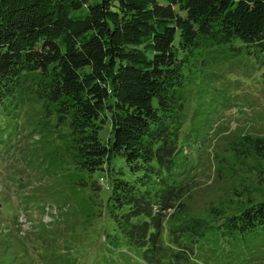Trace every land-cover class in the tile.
Masks as SVG:
<instances>
[{"label": "trees", "instance_id": "obj_1", "mask_svg": "<svg viewBox=\"0 0 264 264\" xmlns=\"http://www.w3.org/2000/svg\"><path fill=\"white\" fill-rule=\"evenodd\" d=\"M227 56L264 66V0H0V106L23 115L47 169L85 195L76 211L102 218L91 264H191L221 236L264 237V199L229 214L211 204L206 218L183 201L188 92ZM229 148L264 160V135ZM69 250L63 264H78Z\"/></svg>", "mask_w": 264, "mask_h": 264}, {"label": "rangeland", "instance_id": "obj_2", "mask_svg": "<svg viewBox=\"0 0 264 264\" xmlns=\"http://www.w3.org/2000/svg\"><path fill=\"white\" fill-rule=\"evenodd\" d=\"M221 61L217 79L210 68L208 78L188 92L180 139V168L190 171L183 201L189 213L205 218L211 204H223L229 214L264 199V160L251 153L236 157L229 148L239 134L264 135V66L229 56ZM6 113L0 106V240L10 235L6 249L0 245V264L14 252L16 264H63L64 246L78 264H91L95 258L90 255L100 248L96 243L103 234L102 218L86 220L76 211L85 195L72 196L60 173L47 169L38 134L32 135L23 115L11 118ZM109 135L106 125L100 137L106 142ZM20 239L25 252L21 244L16 247ZM219 244L200 245L191 264H264V237L224 235Z\"/></svg>", "mask_w": 264, "mask_h": 264}]
</instances>
